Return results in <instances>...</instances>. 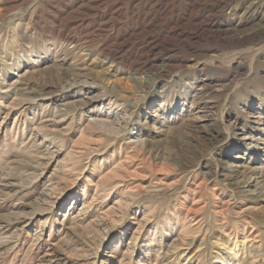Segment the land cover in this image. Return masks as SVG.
I'll return each mask as SVG.
<instances>
[{
	"label": "rangeland",
	"instance_id": "1",
	"mask_svg": "<svg viewBox=\"0 0 264 264\" xmlns=\"http://www.w3.org/2000/svg\"><path fill=\"white\" fill-rule=\"evenodd\" d=\"M229 1L0 0V264H264V0Z\"/></svg>",
	"mask_w": 264,
	"mask_h": 264
},
{
	"label": "bare ground",
	"instance_id": "2",
	"mask_svg": "<svg viewBox=\"0 0 264 264\" xmlns=\"http://www.w3.org/2000/svg\"><path fill=\"white\" fill-rule=\"evenodd\" d=\"M229 1V0H228ZM230 2V1H229ZM59 49V47H58ZM60 50V49H59ZM70 52V51H69ZM72 53V52H71ZM63 56L61 58L59 57H56L55 59V63L57 62H62L63 60H65V56H66V53H61ZM68 55L70 53H67ZM73 56V55H72ZM68 57V56H67ZM70 57V55H69ZM69 60V59H68ZM71 62V61H70ZM74 63V62H72ZM71 63V64H72ZM61 65V64H60ZM72 66V65H71ZM75 76H79L78 74H76ZM19 79V78H18ZM20 80V79H19ZM205 82V81H203ZM13 87H10V90H14V91H21L22 94L24 95H27V101H24L21 100L19 105H23V106H27L29 107L31 104H33V102L35 103V101H37L40 96H44V95H47L50 96L52 94V92H46V93H38V94H34L33 91H27V88L26 86L27 85H23L22 82L20 81H15ZM11 84V85H12ZM209 86V85H208ZM207 84L203 83L200 88H198V90H196L197 92L195 93L194 96H192V100H191V103L189 105V107H187L188 109H184V108H181L180 109V113L178 114L179 117H185V120H184V123H182L181 125H185L186 123L188 124H191V125H194L196 127V129H198L199 131L203 132V133H210V135L214 132V131H217V128H218V113H219V107L221 105L220 101L222 102V100L219 101V98L217 97L218 94L214 95L212 94V92L209 90V87L208 88ZM48 87V86H47ZM199 87V86H198ZM42 88V87H40ZM63 89V88H62ZM32 90V89H31ZM215 90V89H214ZM54 91V90H53ZM215 92V91H214ZM218 93V91H216ZM48 93V94H47ZM220 96V95H219ZM45 97V98H47ZM221 98V97H220ZM38 104V103H37ZM202 106L204 105L205 106V109H213L214 111L216 112H206L205 115H200V109L198 108V106ZM184 106V105H183ZM12 107V106H11ZM200 110V111H199ZM32 112V111H31ZM46 112V111H45ZM260 113V112H259ZM60 114V113H59ZM171 114V113H170ZM55 116V115H54ZM64 116V115H63ZM57 117V115H56ZM34 118V117H33ZM61 118V116H60ZM172 120H174L176 118L175 117H170ZM169 118V120H170ZM63 119V117L61 118V120ZM34 120V119H33ZM32 120V121H33ZM123 120V118H122ZM59 121V120H58ZM45 122H52L51 120L50 121H44ZM55 122V121H54ZM61 121H59L60 123ZM124 122V121H123ZM57 123V122H56ZM242 123V122H241ZM39 128L38 126H36L37 128L34 129L35 132L37 133H40L42 132L43 130V127L42 124L43 123H39ZM53 124V123H51ZM47 125V124H46ZM253 125H255V128L258 129V130H261L262 131V125L260 122H256V119L253 120ZM121 126V125H120ZM242 126V125H241ZM242 130V129H241ZM33 131V130H32ZM219 131V130H218ZM217 133V132H216ZM40 135V134H39ZM261 135V134H260ZM46 137L48 136H45L43 137L44 138V141H48L49 139H46ZM51 140V139H50ZM49 140V141H50ZM245 140H250V139H245ZM43 141V142H44ZM51 142V141H50ZM49 142V143H50ZM246 142V141H245ZM41 144V143H40ZM251 144V142H250ZM249 148H252V146ZM252 172H251V176L253 177H249L247 178V180H244V181H241V180H237L233 183V185L235 186V189L236 190H240V191H246L250 186H256V189H260L262 191H264V181L262 180V177H263V174L264 173V166L263 167H260V168H253L251 169ZM117 173V171H116ZM113 174V173H112ZM250 174V173H249ZM118 177V176H117ZM114 178V176H113ZM246 179V178H245ZM120 187V186H119ZM257 191V190H256ZM262 193V192H261ZM88 213V212H87ZM190 229H193V225H190L188 226L187 228H185V230L189 231ZM186 231V232H187ZM184 236V229L179 233V238L180 237H183ZM195 241V238H192L189 240V243L188 244H191ZM235 248V247H234ZM45 256H51V254L48 253V255H45ZM50 261V259L48 260Z\"/></svg>",
	"mask_w": 264,
	"mask_h": 264
}]
</instances>
